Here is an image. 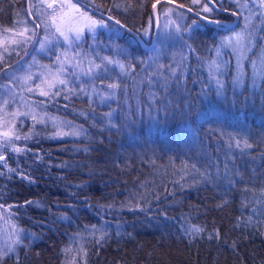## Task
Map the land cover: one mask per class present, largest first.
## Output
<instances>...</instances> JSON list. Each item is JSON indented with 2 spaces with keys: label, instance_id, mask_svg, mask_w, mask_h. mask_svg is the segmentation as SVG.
<instances>
[{
  "label": "trees",
  "instance_id": "1",
  "mask_svg": "<svg viewBox=\"0 0 264 264\" xmlns=\"http://www.w3.org/2000/svg\"><path fill=\"white\" fill-rule=\"evenodd\" d=\"M74 1L84 2L112 16L113 20L119 19L130 27L140 28L148 26L149 17H152L151 5L155 0H132L127 11L125 5L128 0ZM175 2L195 7L190 0ZM115 3L121 6L119 13ZM141 3L142 8L139 7ZM25 4L26 0H0V26L8 25L16 10L20 7L25 9ZM166 4L186 13L184 19L188 24L193 19H198L167 2L158 5L157 11ZM219 7L235 10L234 4L228 0H220ZM255 13L259 25L264 21V7ZM213 16L225 20L230 15L215 11ZM105 19L109 26L114 25V21ZM210 27L212 32L194 29L188 33L196 51L205 50V59L210 56L212 58L215 43L233 28L228 26L229 31H217L215 25ZM261 37H264V32L258 30L254 51L249 53V57L264 50V40ZM112 40L124 43L123 39L113 36L109 28H99L90 37L85 34L79 46L80 51L86 54V58H83L87 62L95 59L100 63V58L113 56ZM145 41L148 43V38ZM27 47L18 52L16 57ZM150 49H143L139 43H133L127 50L130 59L139 60ZM223 51V58L229 60L230 67L234 68L231 50ZM195 52L187 49V69L184 68L186 75H182L183 92L190 93L188 99L192 104L191 112L185 115L176 111L169 119H164L158 115L152 118V115L146 116L142 112L139 116L131 115V123L126 124L128 117L134 112L131 108L127 112L124 103L120 101L119 94L122 90L118 92L117 98L106 102H101L93 95L91 103L84 92L78 91L81 86L87 88L89 84L103 89V85L115 79L130 85L129 77L141 66L137 63L134 74L120 76L115 65H109L110 71L105 73L96 70L85 82L69 81L59 96L54 95L60 89L57 85L49 97H42V105L41 99H34V104L45 114L60 121H70L74 126H61V130L67 132L75 130V126H81V136L52 138L57 131L56 125L48 122L34 124L28 116L16 117V131L23 137L30 134L31 138L24 139L19 144L22 145L23 152L13 156L11 150H8L5 157L7 167L0 164V173H3L0 175V203L14 205L11 208L12 219L17 229L22 230V237L28 236L29 239H25L23 245L16 246V252L10 254L4 264H15L17 255L20 264H66L73 255L79 260L81 246L88 249L86 264H264V235L259 234L264 232V223H257L264 221V217L259 216L251 204L242 207L243 183L229 185L223 175L224 165L228 163L230 171H240L245 180L253 170L264 179V163L259 158V154L264 152V140L261 139L264 136V92L261 91L264 78H259L256 88H249L246 83L248 66L245 64V83L234 87L232 72L226 73L224 97H218L209 86L205 89L215 101L212 108L215 106L220 114L212 111L219 117L209 118L207 123L201 122L196 117L197 89L191 86H194L193 81L205 84V70L194 56ZM15 58L0 62V68L5 62L10 63ZM2 74L3 72L0 76ZM67 88H72L75 94L69 93ZM147 91L148 86L141 87L142 104ZM65 95L69 97L67 100ZM178 103L181 104V101L178 100ZM110 111L111 116L104 115ZM109 121L118 126H126L118 131L111 127ZM249 132L254 147L246 151L251 155L241 156L233 147L231 155L234 158L227 159V136H222L221 133L235 135ZM85 146L89 149L87 152L84 151ZM218 148L219 152L216 151ZM253 157L256 158L255 161ZM182 161L196 162L200 167L211 162L213 174L215 166H218L221 176L214 184L201 182L181 187L182 183L192 184L191 176L181 183H173L183 175L180 171ZM9 168L30 175L33 182L21 179L16 173L9 172ZM233 179L239 180V177ZM141 182H145L148 189H154L160 199L155 200L149 196L143 201L148 204V209L130 211L132 205L127 203L130 194L133 191H145V187H140ZM260 186L259 181H256L255 187ZM25 200L39 201L42 207L21 206ZM225 201L223 207H217ZM109 204L113 207H102ZM248 216L253 219L246 225ZM238 217L241 219L238 220ZM189 221L205 227V232L191 242L183 233ZM236 224L240 227H233ZM91 225L103 226V230L108 233L102 245L95 243L99 233L92 235ZM214 228L220 230L219 241L208 238ZM233 241L237 242L236 249L229 247ZM68 247L72 248L71 253L62 251Z\"/></svg>",
  "mask_w": 264,
  "mask_h": 264
},
{
  "label": "snow or ice",
  "instance_id": "2",
  "mask_svg": "<svg viewBox=\"0 0 264 264\" xmlns=\"http://www.w3.org/2000/svg\"><path fill=\"white\" fill-rule=\"evenodd\" d=\"M175 3V0H155V3H152L151 7L153 10V15L156 16V28L157 31H152V17H149L148 26H142L140 28H133L128 26L125 23H122L121 20L115 19L114 25L109 26L105 20L95 19L88 14L86 11H82L80 7L76 3H72V0H49L47 2L46 7L50 12L44 13L47 16V19L42 21L43 27L48 29L49 27L54 28V33L51 35H46L43 38L37 36L36 29L41 27V24H35L33 28H28L27 26L17 28V25L25 24L26 22L23 20L15 21L12 27H2L0 26V62L5 61V54L9 53L11 46H24L27 47L28 44L32 43L34 40L39 44V50L43 51L46 47L49 46L51 41L56 37V34L59 37H63L64 42L72 46L74 41H79L85 31L90 33H95L98 27L109 28L110 32L113 36H116L119 39H123L124 43H117L116 40H112L111 49L114 52L113 56H104L100 58V63H97L95 59H89L88 64L89 67L87 69H83L81 65L83 64V59L86 54L81 52H75L74 57L77 58V62L74 65L75 68L79 69L83 72L85 76H93L96 70H102L103 72H108L110 69L109 65H115L121 70L120 75L124 76L126 74H134L137 63L141 66L146 65L148 68H152L155 65V70L152 72H148L146 76L147 84L149 85L150 90L146 95L148 96V109L149 115L151 116L153 109L156 112L163 111L165 117L169 115V109H171L172 114L176 111H180L182 113H190L192 109V104L190 99H185L184 103L181 105L179 103L173 104L172 100L169 98L171 93L169 92L170 87L173 82H175L176 87L179 91L183 92L184 89L180 87L181 82L183 80L182 73L180 69L182 67H186L184 64V58H182L175 66L171 64L165 65L161 62V53L164 44L167 41H182V47L189 49L190 51L195 52L196 49L193 47L192 43H189L192 40L191 36H188V39H185V36L191 31L204 29L205 32H212L213 29L210 27L215 25V30L217 31H229L227 24L220 19L214 18L213 13L215 11H223L230 12L232 16L240 17L243 15V9L248 8L249 0H244V3H240V0H231V2L235 5V10H230L229 8L219 7L220 0H190L191 5L195 7H187V12L194 13L198 19H193L190 24L184 19L186 13H176L174 8H166L163 13L157 14V7L163 3ZM255 2V0H253ZM41 3H45V0H41ZM132 5V0H128L127 5H125V11L128 10ZM260 7H264V0H259ZM31 7V5H30ZM116 7H120L119 4ZM139 7H143V3L139 5ZM180 8H184L185 5H178ZM175 13L176 18H172V14ZM29 16L33 15L31 11H29ZM160 15H163L167 19V23L163 26L165 31L162 33L160 31ZM254 13H249L248 16H244V23L241 31L235 32L233 31L231 35L221 37L218 42L214 45V56L205 61L207 66V71L209 74V82H214L216 85L215 91L218 97L225 96V85L226 81L224 79L226 73L233 72L235 73L232 83L234 87L243 86L245 83L246 77V67L245 61L250 59L249 53L254 51L253 45L256 43V33L259 30L260 32H264V21L261 24H254L252 20V16ZM109 20H113L112 16L108 17ZM50 22V23H49ZM184 24H187V27H184ZM66 25H71L70 27H66ZM123 30V32L121 31ZM70 33L72 35H70ZM156 38V42L153 44V48L149 51L153 53V55L135 60L130 59V54L128 53V48L131 47L133 43H144L145 38H148V41H151L152 38ZM264 40V37L260 38ZM95 43V40L93 41ZM213 47V46H210ZM231 50V55L235 59L234 68L230 67V61L224 59V51L223 50ZM63 56V58H62ZM57 55L56 60L52 62L51 65H43L42 67L45 69L43 73L40 75L43 77L41 79V83L36 85L37 88L40 89V95L44 97H49L50 93H52L53 89H56V86L59 85L60 89L54 92V95H61V90L67 87L69 81L66 78L68 75V68L66 64H70L72 62V58L68 56L67 51L63 54ZM97 56L99 54L97 53ZM117 57H123L124 59H119ZM259 64L257 63V59H251V67L253 69L252 72V88H256L259 81L258 77L264 78V50L260 53ZM23 65H18L16 71H20ZM31 65H29V68ZM5 69H10V66L5 62L4 67L0 68V72H3ZM166 70L168 75H165L163 71ZM35 74L30 71L20 77L22 79L23 84L27 85L29 81L33 80V76ZM64 76L65 78H61ZM18 77L13 73L12 79L16 80ZM132 80V84L129 85L127 83H121L119 79H115L106 85H103V80H101V84L103 85V89L100 92H97L95 86L93 85L91 92H86V86H81L78 91L84 92L91 103L93 94L95 93L101 102H106L109 99L117 98L118 92L123 90L125 96L128 95V89L131 86L133 91L136 89V79L135 75H131L129 77ZM76 79H80L79 76H76ZM141 84L144 83V80L140 81ZM195 83V81H193ZM208 87V84L205 83L201 87L200 94H207L204 90ZM159 88L160 91H156L154 89ZM46 89V90H45ZM33 88H27V92H33ZM69 93H74L72 88H67ZM261 91L264 92V85H261ZM190 96V93L187 94ZM64 98L67 100L69 97L65 95ZM127 100H125V103ZM245 102H247V97L245 98ZM11 101L7 98L3 100V103L0 104V110L7 108L10 105ZM5 115H11L12 117H20V116H31L34 124H46L48 120H51L56 126L57 131L53 134L52 138L56 137H64V136H74L78 137L83 134V129L81 126H75V130L71 131H63L61 130V126H68L70 128L74 127L70 121H59L55 117H46L39 116L35 113V111L30 112H20L14 111L11 113H5ZM105 116H111V111L108 113H104ZM131 115L128 117L126 124L131 123ZM202 116H206L207 114H198ZM218 118V117H217ZM23 123V121H21ZM111 127L116 128L118 131L126 126V125H116L112 124L109 121ZM31 131V130H30ZM222 136L226 135L227 139L225 140V146L228 148L229 153L226 154L227 159H233L234 157L231 155V150L234 147L237 149L241 156L251 155L246 150L253 149L254 142L251 138V133H236L233 135L232 133H221ZM2 140H0V148H5L7 144H11L13 140H20L21 136L16 134L13 130H6L2 134ZM30 134H25L23 139H30ZM195 139V137H194ZM264 140V136L261 137ZM12 151L16 153H21L24 151L21 147H17L15 145L12 146ZM89 149L87 146L84 147V151L87 152ZM191 150V149H190ZM197 151H199V146L197 145ZM217 152L220 149H216ZM260 162L264 163V152L259 154ZM37 159H40L37 156ZM171 159V158H170ZM253 161L256 160L255 157L252 158ZM0 162H4V166L7 167L5 156L0 155ZM213 165L211 162L205 166H198L196 162L189 163L188 161H182V168L180 171L183 172V175L180 177L179 181H174L173 183H181L185 181V179L189 176L192 177V184L182 183L181 187L185 186H193L195 184H199L201 182H207L214 184L216 179H219L221 176V171L218 166H215V174L212 171ZM9 172H14L20 176L23 180H28L30 183L33 182L32 177L30 175H26L23 171H17V169H8ZM175 174V173H174ZM3 175V173H0ZM223 175L227 179L229 185H234L236 183H243L244 187L241 190V195L243 197L242 207H247L248 204L252 205V208L259 215L264 217V179L261 178L260 174L253 170L252 174L247 177L245 180V176L240 171L231 172L229 169L228 163H225L223 169ZM199 177L200 179H196ZM233 177H239V180L233 179ZM259 181L260 187H255V182ZM140 187H145V191L143 193L133 191L130 194L128 204L132 205L129 208L130 211H145L148 209V204L143 203L149 196H152L153 199L159 200L160 195L154 192V189H148L146 187L145 182H141ZM173 193H167V195H172ZM250 194V195H249ZM138 197V199H137ZM222 204L217 205V207H223ZM35 205L36 207H42L39 201L34 200H25L23 205L28 206ZM259 205L260 207H257ZM124 205L122 204L121 207ZM14 205H8L6 211L11 209ZM102 207L112 208L113 205H105ZM0 208H5L3 204H0ZM238 220L241 218L238 217ZM253 217L248 216L245 224L251 223ZM257 223H264V221H257ZM13 227V232L11 233L9 239L10 242H7L4 246H0V264H4V261L10 257V254L16 252V246L23 245L25 239H29L28 236L21 235L22 230L17 229L15 225ZM233 227H240L239 224L234 225ZM205 232V227L191 223L190 221L187 224V227L183 229V233L185 237L190 238V242L192 239L199 237L202 233ZM96 233H99L98 238L95 240L97 245H102L103 241L108 237V233L103 230V226L98 227L97 225H91V234L95 236ZM260 235H264V232H260ZM119 235V233H117ZM130 235V234H129ZM208 238L211 240L215 238L217 241L221 239V234L219 228H214L212 232L209 234ZM227 243V241H225ZM237 242L233 241L229 247L236 249ZM99 250V249H97ZM65 253H71L72 248L68 247L62 250ZM80 258L77 259L76 255H73L66 264H80V261H83V264H86V257L88 254V249L86 247L81 246L79 248ZM15 264H20L19 256H16Z\"/></svg>",
  "mask_w": 264,
  "mask_h": 264
},
{
  "label": "rangeland",
  "instance_id": "3",
  "mask_svg": "<svg viewBox=\"0 0 264 264\" xmlns=\"http://www.w3.org/2000/svg\"><path fill=\"white\" fill-rule=\"evenodd\" d=\"M89 1H93V0H89ZM228 1L231 2V0H228ZM47 2H49V0H45V3H43V4L41 3V0H28V10L33 13L32 16H34L37 24H41V27L39 28L38 35H37L40 38H43L46 35H51L55 31L54 28H51V27H49L48 29H45L43 27V24H42V21L47 19V16L44 15V13L50 12V10H48L46 7ZM72 3H76L78 5V7L81 8L82 11L88 12V14L90 16H92L93 18L99 19V20H105L107 22V20L105 18L100 17L98 15H95L94 13H92L89 10L82 7L76 1L72 0ZM240 3H244V0H240ZM30 5H31V7H30ZM116 5H117V3H115L114 6H116ZM169 7L174 8L176 13H183V12H181V10H178L177 8H175L173 6L166 4V5L162 6L159 11H157V14L159 15L160 13H163L164 10L166 8H169ZM115 8L117 9L116 10L117 13H119L121 6L115 7ZM256 8L258 9L259 12L262 10V7H260V5H259V0H255V2H253V0H249L248 8L243 9V15L242 16L235 17V25L233 26L232 30H230L228 33H226L225 36L231 35L233 31H235V32L241 31V29L243 27V23H244V16H248L250 12L254 13V15L252 16L253 23L257 24L258 20H256V18H255L256 17L255 12H258V11ZM25 10L26 9H24L23 7L18 8L16 10V12L14 13V15L12 16L10 23L6 26H3V27H12L15 21L23 20L26 23L22 24V25H17V28L24 27V26H27L30 29L33 28L34 24L27 18V14H26ZM230 10H232V9H230ZM229 15L230 16L225 20H232L233 19V16L231 14H229ZM172 18L173 19L176 18L175 13L172 14ZM166 23H167V19L163 15H160V25H161L160 31L162 33L165 31L163 26ZM190 23L191 22H189V24ZM70 26L71 25H66V27H70ZM99 28H103V27H98L97 29H99ZM85 34H86V36L88 35V37L91 36V33L87 32V30L85 31ZM85 34H83V36ZM70 35H72V34L70 33ZM83 36L79 41H74L72 46L69 47V45L64 42L63 37H59V35L56 34V37L51 41L49 46L46 47L43 51L39 50V44L36 41V43L33 47V50L29 56H27L25 59L23 58L18 64L11 66L10 67L11 70L5 69L3 71V74L0 76L1 77V79H0V97H1L0 104L3 103V100L5 98L9 99L11 101V103L7 108L0 110V134H2L6 130H13L16 134L21 136V139L20 140H13L12 143L7 144L5 148H0V155H4L6 157L8 150H11L13 145H15L17 147H21L23 149L22 145H19L24 140L23 136L21 133L16 131V128H15L16 117H12L11 115H5L6 112L7 113H11L14 111L30 112V111L34 110L35 113L38 114V117L39 116L54 117V116H50V115L45 114L42 110H40V107H37L34 104V99H37V100L41 99L42 100L41 105L43 103L42 97H44V96L40 95V89L36 87V85L41 83V79H43V77L40 75L41 73H43L45 71V69L42 67L43 65H51L52 62L56 60V56L58 54L62 56V54L65 51H67L68 56L70 58H72V62L70 64H66V67L68 68V75L66 78L68 79V81H71L73 83H77V82L81 83L82 80L85 82V80L89 78V76H85L82 71H80L79 69L74 67V65L77 62V58L74 57V53L75 52H81L79 46H80V41L83 39ZM186 36H188V34ZM186 36H185V39L187 40L188 38ZM0 39H2V37H0ZM155 42H156V39L154 37V43ZM182 43H183L182 41H176V42L167 41L163 46L162 53H161V60L159 62H161L165 65L171 64L172 66H175L176 63H178L182 58H184V64L186 65L187 48L182 47ZM189 43H191V41H189ZM25 48L26 47H24V46H19V47L11 46L9 53L5 54V60L15 58L16 55L18 54V52H22ZM0 51H2V49H0ZM260 53H261L260 51L256 52L254 55H252L250 57V59L245 61V64L248 66V76H247V82L246 83H247V86L249 88H252L251 84H252L253 69L251 67V59H257V63L259 64L258 57H259ZM214 54H215V52L213 50V53L211 54L212 57ZM151 55H153V53L149 52L146 54V56L144 58H147ZM194 56L196 57L197 61L201 65V67L205 70L204 83H207L209 88H211L214 91L213 93H216V91H215L216 85L214 82H211V83L209 82V74L207 71V66L205 64V61L210 60L211 56L209 58L205 59V50H203V49H199L198 51H196L194 53ZM84 57L86 58V56H84ZM62 58H63V56H62ZM81 59H83V64L81 65V67L83 69H87L89 67L88 62L83 57H81ZM18 65H23V67L20 69V71H16ZM29 65H31L30 68H29ZM234 66H235V59L233 58V67ZM184 68H186V67H182L180 69V72L182 73V75H184V74L186 75ZM115 70L117 71L118 75H120L121 70L118 67H116ZM154 70H155V65H153L152 68H148L146 65L140 66V69L134 74L136 82H137L135 91H133V88L131 87L128 90L127 97L125 96L123 90L120 92L119 99H120V101H122V103H124V106H125L127 112H129L128 109L131 108L136 116H139L142 112L144 115L150 116L149 115V109L147 106L148 105V96L147 95L145 96V101L142 104L141 103L142 99H141V95H140V90H141L142 86H148L147 93L150 90H153V89H150L149 85L147 84V80L145 78H146L148 72H152ZM29 71L35 75L33 76L32 81H29V83L27 85H24L23 81H22V79H20V77H23ZM161 71H163L165 75H168L166 70H161ZM13 73L18 77L16 80L12 79ZM234 75H235V73L233 71L232 76L234 77ZM76 76H79L80 79H76ZM61 78H65V77L62 76ZM259 78L260 77H258L257 79L259 80ZM141 80H144L143 84L140 83ZM131 84H132V80L130 82V85ZM94 86H95L97 92H100L102 90V88H100L96 85H94ZM183 86H184V78L181 82L180 87L183 88ZM29 87L34 89L33 92H31V93L27 92V88H29ZM191 87H193V88L196 87V89H197L196 90L197 91L196 92L197 97H198V108L196 110L197 119H199L201 122L207 123L209 121V118L219 117L213 113V111H215V112L220 114V112L216 110L215 106L212 108V106L215 104V101H213L208 96V94L198 95V93H200V91H201V87H202L201 83L196 81L194 83V86H191ZM92 88H93V85L89 84L86 88V91L91 92ZM154 90L160 91L159 88H156ZM23 92H24V94H23ZM169 92L171 93L169 98L172 100L173 104L178 103V100H179V101H181V105H182L184 103V100L188 99L187 93L179 91L176 87L175 82H173L172 86L169 89ZM204 92H205V90H204ZM205 93H207V92H205ZM93 95H95L97 98H99L95 93ZM125 100H127L126 103H125ZM171 114H172L171 109H169V115L167 117H165V114L163 111L156 112L153 109L151 115H152V118H155L158 115L164 119L165 118L169 119ZM174 114H176V112ZM179 114L185 115V113H182L180 111H179ZM198 114H207V115L202 116V115H198ZM28 118L31 119V116L29 115ZM58 120L60 121V119H58ZM47 122L50 123L51 125H55L51 120H48ZM2 139H3L2 136H0V140H2ZM17 154L18 153L11 150V155L15 156ZM0 164L2 166H4V162H0ZM4 206H5V208H0V246H4L7 242H10L9 237H10L11 233L13 232L12 226L15 225V222L12 219L11 209H8L6 211L5 209H7L8 204H5Z\"/></svg>",
  "mask_w": 264,
  "mask_h": 264
},
{
  "label": "water",
  "instance_id": "4",
  "mask_svg": "<svg viewBox=\"0 0 264 264\" xmlns=\"http://www.w3.org/2000/svg\"><path fill=\"white\" fill-rule=\"evenodd\" d=\"M78 3L80 4V5H82V6H84V7H86L87 9H89V10H91L92 12H94V13H97V14H99L100 16H103V17H106V18H108L109 16L106 14V13H104V12H101V11H99V10H96V9H94V8H92L91 6H89L88 4H86V3H84V2H81V1H78ZM153 3H155V1L153 2ZM172 4H174L175 6H177L178 7V5H180V3H178V2H175V3H172ZM26 6H25V11H26V14H27V17H28V19L30 20V21H33V23H34V25L35 24H37L35 21H34V19H33V17L32 16H29V10H28V0H26V4H25ZM187 7L188 6H186L185 5V7L184 8H181V9H184V10H186L187 11ZM180 8V7H179ZM220 12H223V11H220ZM190 13V12H189ZM225 13H229L230 14V12H225ZM190 14H192L193 16H195V14L194 13H190ZM152 17H153V32H156L157 31V28H156V16L155 15H153V10H152ZM196 17V16H195ZM235 17L236 16H233V19L232 20H223L226 24H227V26H234L235 25ZM220 20H222V19H220ZM112 21H114V20H112ZM38 31H39V28L38 29H36V32H37V35H38ZM35 40L27 47V49L15 60V61H13V62H11V63H9L8 65L10 66V65H12V64H14V63H16L17 61H19L21 58H23V57H25L29 52H30V50L33 48V46H34V44H35ZM153 43H154V37L152 38V40L151 41H149L148 43H139L140 44V46L143 48V49H149V48H151V46L153 45ZM4 66H2L1 68H3ZM1 73V72H0Z\"/></svg>",
  "mask_w": 264,
  "mask_h": 264
},
{
  "label": "bare ground",
  "instance_id": "5",
  "mask_svg": "<svg viewBox=\"0 0 264 264\" xmlns=\"http://www.w3.org/2000/svg\"><path fill=\"white\" fill-rule=\"evenodd\" d=\"M104 18H106V17H104ZM108 19V18H107ZM152 48V47H151ZM150 49V48H149Z\"/></svg>",
  "mask_w": 264,
  "mask_h": 264
}]
</instances>
